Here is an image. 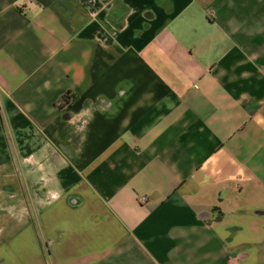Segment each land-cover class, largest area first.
Segmentation results:
<instances>
[{"label": "crops", "instance_id": "crops-1", "mask_svg": "<svg viewBox=\"0 0 264 264\" xmlns=\"http://www.w3.org/2000/svg\"><path fill=\"white\" fill-rule=\"evenodd\" d=\"M0 264H264V0H0Z\"/></svg>", "mask_w": 264, "mask_h": 264}, {"label": "rangeland", "instance_id": "rangeland-1", "mask_svg": "<svg viewBox=\"0 0 264 264\" xmlns=\"http://www.w3.org/2000/svg\"><path fill=\"white\" fill-rule=\"evenodd\" d=\"M195 6L196 5H193L192 6V9H195ZM204 15V16H203ZM203 20L202 19H199V21H197V22H195V26H192L191 28V30H189V35L191 36V37H196V34H198L199 33V30H194V28H200L201 27V22H203V23H205V21H206V19L204 18V17H210L211 19H212V17H211V13H209L208 11H206V10H204L203 11ZM208 21V20H207ZM208 23V22H207Z\"/></svg>", "mask_w": 264, "mask_h": 264}, {"label": "water", "instance_id": "water-1", "mask_svg": "<svg viewBox=\"0 0 264 264\" xmlns=\"http://www.w3.org/2000/svg\"><path fill=\"white\" fill-rule=\"evenodd\" d=\"M70 202L76 204L78 202V199L76 197H71ZM211 216H212V213L208 211H203L199 214L198 218L207 219V218H210Z\"/></svg>", "mask_w": 264, "mask_h": 264}, {"label": "trees", "instance_id": "trees-1", "mask_svg": "<svg viewBox=\"0 0 264 264\" xmlns=\"http://www.w3.org/2000/svg\"><path fill=\"white\" fill-rule=\"evenodd\" d=\"M73 98H75V95L71 91H69L66 95H64L62 97L61 101H64L65 100V101L69 102ZM64 114L66 115L67 113L65 112Z\"/></svg>", "mask_w": 264, "mask_h": 264}]
</instances>
